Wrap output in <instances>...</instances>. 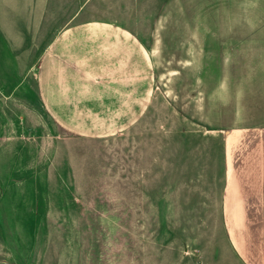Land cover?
I'll return each instance as SVG.
<instances>
[{
  "label": "rangeland",
  "instance_id": "1",
  "mask_svg": "<svg viewBox=\"0 0 264 264\" xmlns=\"http://www.w3.org/2000/svg\"><path fill=\"white\" fill-rule=\"evenodd\" d=\"M90 23L139 35L141 98L114 75L43 98L45 46ZM263 80L264 0H0V264H242L222 129Z\"/></svg>",
  "mask_w": 264,
  "mask_h": 264
},
{
  "label": "crops",
  "instance_id": "2",
  "mask_svg": "<svg viewBox=\"0 0 264 264\" xmlns=\"http://www.w3.org/2000/svg\"><path fill=\"white\" fill-rule=\"evenodd\" d=\"M139 38L119 26L91 23L61 31L45 46L47 52L39 61L43 98H75L72 93L79 77L90 75H114L117 78L105 84L106 89L113 87L110 89L122 93L134 89V97L141 98L136 93L137 81L141 80L136 78H142L150 62ZM103 63L110 64V73L102 70ZM220 65L232 66L233 62ZM127 70L135 78L130 79L136 83L132 87L125 83ZM255 82L259 83V78ZM262 85L263 91L243 112L255 115L256 119L222 129L221 220L228 243L242 264H264V80Z\"/></svg>",
  "mask_w": 264,
  "mask_h": 264
}]
</instances>
